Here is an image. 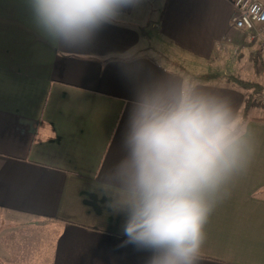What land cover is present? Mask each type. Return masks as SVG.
I'll return each instance as SVG.
<instances>
[{
    "label": "crops",
    "instance_id": "1",
    "mask_svg": "<svg viewBox=\"0 0 264 264\" xmlns=\"http://www.w3.org/2000/svg\"><path fill=\"white\" fill-rule=\"evenodd\" d=\"M233 13L230 0H141L89 47L64 50L36 29L22 0H0V264H145L148 253L124 244L122 217L97 188L122 155L133 77L192 82L241 115L244 90L186 72L221 60L218 49L247 33ZM256 118L247 120L254 158L211 215L198 264H264V118Z\"/></svg>",
    "mask_w": 264,
    "mask_h": 264
},
{
    "label": "clouds",
    "instance_id": "2",
    "mask_svg": "<svg viewBox=\"0 0 264 264\" xmlns=\"http://www.w3.org/2000/svg\"><path fill=\"white\" fill-rule=\"evenodd\" d=\"M22 3L54 47L80 50L141 0ZM132 96L122 155L97 188L122 217L124 244L148 253L145 264H198L211 215L254 158L248 122L229 98L189 81L136 75Z\"/></svg>",
    "mask_w": 264,
    "mask_h": 264
},
{
    "label": "rangeland",
    "instance_id": "3",
    "mask_svg": "<svg viewBox=\"0 0 264 264\" xmlns=\"http://www.w3.org/2000/svg\"><path fill=\"white\" fill-rule=\"evenodd\" d=\"M238 42L237 45L232 44L225 48L218 49V52H220L219 55L221 54V60L216 56L213 61L205 62L203 65L187 66L186 72L193 77H196L194 73L199 75L202 74L205 78L208 77L207 79H209V77L214 78L221 83H226V75L234 74L244 80L255 81L264 85V40H253L248 33L243 32L239 33ZM163 51L164 53H169L165 50ZM255 56H258V62ZM250 115L264 118V108L253 109ZM19 230L27 231V229L22 226ZM76 245V239H71L67 244V247H70L72 250V255L76 253L74 250ZM58 260L56 264H74L72 259L65 261L60 260V257H58ZM9 264L18 263L10 262Z\"/></svg>",
    "mask_w": 264,
    "mask_h": 264
},
{
    "label": "built area",
    "instance_id": "4",
    "mask_svg": "<svg viewBox=\"0 0 264 264\" xmlns=\"http://www.w3.org/2000/svg\"><path fill=\"white\" fill-rule=\"evenodd\" d=\"M234 6L232 23L250 37L264 40V0H230Z\"/></svg>",
    "mask_w": 264,
    "mask_h": 264
},
{
    "label": "trees",
    "instance_id": "5",
    "mask_svg": "<svg viewBox=\"0 0 264 264\" xmlns=\"http://www.w3.org/2000/svg\"><path fill=\"white\" fill-rule=\"evenodd\" d=\"M132 8H129V11ZM258 62V56H255ZM226 83L236 86L246 92L244 107L241 116L249 119L250 113L253 109L264 108V85L255 81L244 80L237 75L228 74L225 76ZM261 120L262 118H256Z\"/></svg>",
    "mask_w": 264,
    "mask_h": 264
}]
</instances>
